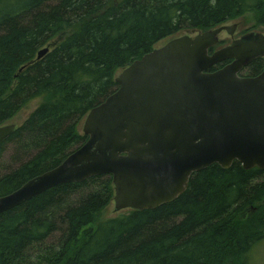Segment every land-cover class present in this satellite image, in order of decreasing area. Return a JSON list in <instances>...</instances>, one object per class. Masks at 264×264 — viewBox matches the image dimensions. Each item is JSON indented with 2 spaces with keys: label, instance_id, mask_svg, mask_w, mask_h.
<instances>
[{
  "label": "trees",
  "instance_id": "16d2710c",
  "mask_svg": "<svg viewBox=\"0 0 264 264\" xmlns=\"http://www.w3.org/2000/svg\"><path fill=\"white\" fill-rule=\"evenodd\" d=\"M240 19L254 23L246 32L264 27V0H0V126L41 101L0 144V197L87 141L80 126L117 90L119 71L170 39ZM114 196L112 177L99 176L3 213L0 264H252L264 240V171L237 161L195 173L171 203L103 219Z\"/></svg>",
  "mask_w": 264,
  "mask_h": 264
},
{
  "label": "water",
  "instance_id": "95a60500",
  "mask_svg": "<svg viewBox=\"0 0 264 264\" xmlns=\"http://www.w3.org/2000/svg\"><path fill=\"white\" fill-rule=\"evenodd\" d=\"M236 29L234 23L183 34L119 71L117 90L83 121L87 141L58 167L0 197V215L59 185L99 176L112 177L120 212L173 202L195 173L214 164L264 170V72L241 75L264 58V34L246 33L212 50L222 32ZM48 52L41 49L37 59ZM16 128L0 126V144Z\"/></svg>",
  "mask_w": 264,
  "mask_h": 264
},
{
  "label": "rangeland",
  "instance_id": "374dc122",
  "mask_svg": "<svg viewBox=\"0 0 264 264\" xmlns=\"http://www.w3.org/2000/svg\"><path fill=\"white\" fill-rule=\"evenodd\" d=\"M236 22V21H235ZM233 22H229L226 25H233ZM239 22V26H241V28H239V30H237V34L239 35L240 32L242 31H246L249 30L252 26H254L253 22H249L248 20H238ZM237 23V22H236ZM255 31L257 32H261L264 33V27H258L255 29ZM229 36L226 33H222L220 35V39L221 40H229L228 39ZM246 73V72H244ZM41 101L36 100L31 102L29 105H27L25 108H23L19 114L17 115V117L11 121L10 123L15 122V124L17 125V127H19L20 125H22V123L27 119V117L29 116V114L31 112H33L36 107L40 104ZM7 123V124H10ZM83 124V123H82ZM82 124L80 126V132L82 133ZM6 125V124H5ZM8 150L4 155V159H3V164L5 166H7V168H5L6 170H8L11 167H15L11 165V155H12V149L10 147H7ZM125 211V210H124ZM124 211H120V212H116L115 208H114V203H112L108 209L105 212V215L103 216V219H109V218H114V217H118L121 216L123 214ZM251 263L252 264H264V240H262L259 244H257L252 250H251Z\"/></svg>",
  "mask_w": 264,
  "mask_h": 264
},
{
  "label": "flooded vegetation",
  "instance_id": "af4514ba",
  "mask_svg": "<svg viewBox=\"0 0 264 264\" xmlns=\"http://www.w3.org/2000/svg\"><path fill=\"white\" fill-rule=\"evenodd\" d=\"M234 24V23H233ZM235 24L237 25V29H236V31L234 32V34L232 35V36H230V35H228V33L227 32H222V33H226L228 36H229V40H221L220 39V43L216 46V47H213L214 49H213V51H215V50H218V49H221V48H223V47H227V46H229V45H231L235 40H238L239 38H241L244 34H246V33H250V32H246V31H242V32H240V34L238 35L237 34V30H239V28H241V26H239V23H236L235 22ZM226 25V24H225ZM251 32H257V31H251ZM221 33V34H222ZM220 34V35H221ZM264 34V33H263ZM257 60H262V62H261V67L263 68V71L261 72V73H259V74H257V75H253V76H250L249 75V72L251 73V68H252V64L255 62V61H257ZM257 60H255V61H253L252 63H250V65L249 66H247L246 68H244L243 69V72L241 73V75L242 76H245V77H257V76H259V75H261L263 72H264V58H259V59H257ZM234 60L233 59H231V60H229V61H226V62H224V63H221V64H219V66H221V68L222 67H224L225 65H227V64H230V63H232ZM244 72H246V73H244ZM231 167V166H230ZM229 167V168H230ZM251 170V169H250ZM261 170V169H260ZM262 171H264V170H262Z\"/></svg>",
  "mask_w": 264,
  "mask_h": 264
}]
</instances>
